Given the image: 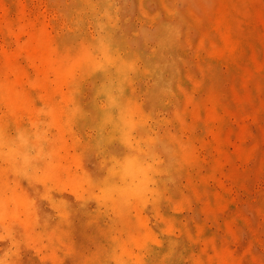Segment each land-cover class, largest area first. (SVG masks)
I'll use <instances>...</instances> for the list:
<instances>
[{"label": "rangeland", "instance_id": "rangeland-1", "mask_svg": "<svg viewBox=\"0 0 264 264\" xmlns=\"http://www.w3.org/2000/svg\"><path fill=\"white\" fill-rule=\"evenodd\" d=\"M106 1L0 0V19L19 33L18 37L7 33L5 37L0 35L2 42L6 39L10 51L29 41L34 34L49 43L50 63L40 72L41 79L47 82V89L23 88L27 97L39 103L33 105L29 118L22 119L20 128L13 127L19 129L16 133L41 130L51 137L55 131L49 127L53 121L47 115L53 112L61 117L63 125L69 129L67 165L75 175L82 171L81 161L92 172L107 175L94 157L87 156L83 149V145L88 147L92 142L97 131L89 119L83 121L80 103L92 99L91 90L97 77L90 66L93 55L98 53L93 40L103 34L99 23L95 22L99 8L93 9L91 14L85 7L92 3L105 6ZM114 3L118 17L116 25L122 33L112 29L111 34L116 36L118 52L127 51L135 60L137 79L131 86L139 92V104L148 102L146 91L152 85L149 73L151 51L166 50L161 48V41L169 27L180 30L175 42L185 61L177 64L175 71L177 76L182 73L185 78L181 99L176 98V101L187 123L165 113L160 118L169 132H179L197 151L196 164L190 175L187 176L185 169L167 186L169 191L188 196L190 201L177 208L164 206L165 212L177 218L181 227L185 224L191 233H197L195 239L187 240L179 252L181 262L264 264V0H114ZM230 34L240 41L236 48L230 44ZM164 53L161 56L173 57L171 52L167 56ZM12 58L8 57L7 62L11 63ZM22 60L31 74L29 62ZM1 61L3 68L4 60ZM198 105L201 107L200 120L193 116ZM2 109L7 111V105ZM148 120L146 117L143 121ZM77 143H80L78 149ZM59 149L56 148L57 153L51 151L50 156L57 158ZM4 162L0 159V178L7 176L2 170ZM24 186L18 190L9 187L1 192L0 212L8 207L6 205L14 195L28 197L30 190H26L27 184ZM65 191L70 193V188L66 187ZM8 205L15 206L14 201ZM31 207L24 205L23 214L35 212L36 207ZM102 212L105 226L112 231L116 229L117 224L109 221L112 212L105 209ZM57 214L55 210L54 222L46 230L40 221L33 225V237L27 238L28 245L23 249L17 250L15 239L13 245L10 242L12 250L7 257L11 264H96L89 258L91 253L99 250L97 246L110 247L112 237L104 236L103 227L100 225L98 229L96 224H86L80 230L71 231L69 228L75 225L70 223L78 224V221H59ZM131 215L132 222L141 219L135 211ZM61 221L63 226L57 230ZM130 224L131 220L120 223L122 237L130 232ZM147 224L160 234L168 233L170 239H178L181 235L180 228L167 231L154 214L148 217ZM197 225L199 231L195 229ZM124 227L126 231L122 230ZM61 229L67 236L59 240L54 233ZM206 238H213L212 245L218 253L211 262L207 253L212 255L213 251L211 248L206 250ZM128 239L135 248V243L130 237ZM73 245L77 247L76 252L70 250ZM148 248L151 250L145 253L147 264H174L171 256L160 255V247L152 241H148Z\"/></svg>", "mask_w": 264, "mask_h": 264}, {"label": "bare ground", "instance_id": "bare-ground-1", "mask_svg": "<svg viewBox=\"0 0 264 264\" xmlns=\"http://www.w3.org/2000/svg\"><path fill=\"white\" fill-rule=\"evenodd\" d=\"M106 2L105 6L92 3L90 7H85L86 12L91 14L93 9L99 8L95 22L99 23L103 34L100 33L93 40V46L98 53L93 55V65L90 66V70H94L93 74L97 77L91 90L92 99L85 103L80 101L83 105V121L89 119L91 126L97 131L92 142L88 147L83 145V149L87 156L94 157L102 171H106V176L85 168L83 161L80 163V174H74L71 166L67 165L70 157V143L67 142L69 129L66 124L63 125V119L53 112L47 115L53 121L49 126L53 131L49 130L55 131L51 137L41 130L26 134L16 133L22 119L29 118L34 106L39 103L27 97L23 88L33 91L47 89V82L41 79L40 72L50 63L49 43L34 34L29 41L18 44L15 50L10 51L6 39L2 42L0 37V61L4 60L3 68L0 64V159L5 161L2 170L7 174L0 178V207L2 208L3 190L9 187L18 190L25 184L28 186L26 190H30L28 197L14 195L8 204L14 201L15 206L10 207L7 204L8 207L0 212V264H11L7 256L12 250L10 242L13 245V239L16 241L14 246L17 250L23 249L28 245L27 238L33 237V225L40 221L46 230L54 222L55 210L58 212L56 217L59 221H78V224L70 223L75 225L69 228L71 231L80 230L86 224H96L99 225L98 229L101 228L100 225L103 227L101 229L104 236L112 237L110 247L104 248L100 244L101 247L97 246L99 250L91 253L89 258L91 261L95 260L96 264H147L145 253L151 250L148 248V241L160 247V255L163 257L171 256L174 264H183L179 252L183 250L187 240L195 239L197 233H191L187 226L185 228V224L181 227L180 221L164 210L165 205L177 208L190 201L188 196L176 195V191H169L167 186L170 181L175 182L185 169L187 176L190 175L197 155L195 147L185 142L179 132H169L160 118L165 113L183 124L187 123L181 106L176 101V98L181 99L185 78L182 73L177 76L175 71L176 65L185 61L181 48L175 42L179 39L180 30H176L178 34H175L176 31L169 27V32L161 41V48L166 50L151 51L149 73L152 85L146 91L148 102L139 104V92L131 86L137 79L135 60L127 51L118 52L116 36L111 34L112 29L122 33L116 25L117 7L114 0ZM6 33L19 36L1 18L0 35L5 37ZM230 38L231 46H239V39L232 34ZM163 52L166 56L171 52L173 57H163ZM10 56L13 57L11 63L7 62ZM22 59L29 62L31 74L23 65ZM37 60L40 61L39 64ZM3 105H7L5 112ZM200 109L198 105L196 111L193 110V116L197 120H200L198 117L202 119ZM141 115L143 120L148 117V122L138 119ZM79 145L80 143L76 144V149ZM57 147L60 148L58 157L53 158L50 153H57ZM66 187L70 188L68 194ZM24 205L32 206V209L36 207L35 212L30 211L24 215ZM103 209L112 212L109 221L117 224L113 231L105 226L102 219ZM133 211L141 217L138 222H132ZM153 214L163 222L167 231L180 228L179 238L170 239L168 233L160 234L153 226H149L147 219ZM130 220L131 230L125 234L127 238H124L120 223ZM60 225L63 226V221L57 224V230ZM195 229L199 231L200 226H195ZM122 230L126 231V228ZM54 234L59 240L67 236L63 229ZM128 237L135 243V248ZM212 239H205L206 250L211 248L213 251L212 255L209 251L207 253L210 262L218 255ZM74 246L70 250L76 252L77 247Z\"/></svg>", "mask_w": 264, "mask_h": 264}]
</instances>
